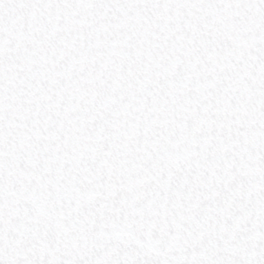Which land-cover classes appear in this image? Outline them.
Returning <instances> with one entry per match:
<instances>
[{
  "label": "snow or ice",
  "instance_id": "snow-or-ice-1",
  "mask_svg": "<svg viewBox=\"0 0 264 264\" xmlns=\"http://www.w3.org/2000/svg\"><path fill=\"white\" fill-rule=\"evenodd\" d=\"M0 264H264V0H0Z\"/></svg>",
  "mask_w": 264,
  "mask_h": 264
}]
</instances>
